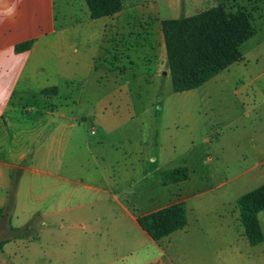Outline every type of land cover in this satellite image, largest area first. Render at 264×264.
<instances>
[{
	"label": "crops",
	"instance_id": "1",
	"mask_svg": "<svg viewBox=\"0 0 264 264\" xmlns=\"http://www.w3.org/2000/svg\"><path fill=\"white\" fill-rule=\"evenodd\" d=\"M121 1L119 13L91 19L85 0H0V210L7 203L12 177H15L17 191L13 217L21 215L20 208L25 207L30 208L27 212L30 218L39 213L45 201L50 200L49 210L42 217L58 222L71 220L74 224H77L75 220L83 219L86 230L67 234L41 233L33 245L12 253L18 264L43 263V256L48 254L41 246L43 238L86 240L88 246L84 250H72L71 255L83 251L89 256H101L99 264H152L160 256L155 247L147 245V241H156L137 222L138 217L154 211L140 214L134 220L129 209L131 205L122 199L126 194L122 189V166L130 152H123L118 147L109 152L97 150L104 146L110 135H116L125 122L137 115L139 101H144L145 96L161 98L163 78L170 73L162 69L163 62L167 61L161 27L165 19L152 26L153 33H150L151 25L144 24L150 27L143 28L138 24L139 20L149 19L158 12L154 1ZM139 30L144 32L139 41L146 45L140 49L129 45L130 49L125 54L127 65L119 71L105 73L102 80L97 62L106 55L108 34L116 38L125 31L128 38H137L136 31ZM26 43H30L27 50L16 49ZM140 62L149 65L147 78L137 69ZM97 74L101 96L83 110L88 82ZM108 77H115L113 85L107 82ZM263 77L264 70L257 78L244 83L240 90L233 91L234 96H238L240 91L245 94L243 126L248 128L247 133L258 127L260 135L255 136L257 139L263 138L264 132V95L261 101L256 99L254 84ZM74 93L76 95L71 102L68 96ZM249 95L251 97L247 98ZM91 142L96 150H92ZM204 143L200 160L204 150L212 149V141L204 140ZM154 161L155 158L152 159ZM174 168L161 165L156 170L160 171L161 178L163 171ZM161 186L167 187L162 184V179ZM153 199L156 200L155 197ZM181 201L187 206V198L183 196L176 203ZM106 203L110 205L106 211L110 221L103 223L101 217L93 223L84 220L87 210L106 206ZM115 205L123 212L118 215L119 224L116 213L113 214ZM262 213L264 211L258 215L261 227ZM127 224L133 230L127 234L128 237L124 230ZM137 228L147 235L141 241L136 239ZM227 228L233 231V240L222 242V246L198 247L194 264H264V242L251 246L244 235V228L237 230L233 223L227 224ZM180 231L172 234L176 235V240L181 235ZM7 247L8 243L2 255ZM174 251L175 247L163 264H183L176 263ZM57 256L61 261L54 264H91L73 259L63 261L59 254ZM108 257H112L113 262L103 263Z\"/></svg>",
	"mask_w": 264,
	"mask_h": 264
},
{
	"label": "rangeland",
	"instance_id": "2",
	"mask_svg": "<svg viewBox=\"0 0 264 264\" xmlns=\"http://www.w3.org/2000/svg\"><path fill=\"white\" fill-rule=\"evenodd\" d=\"M152 1L158 12L156 14L154 12L149 19L143 18L138 22L143 28L150 27L144 24L151 25L150 33L154 32L153 27L157 26L158 20L192 16L219 5L224 6L228 11H243L251 15L257 31V34L242 46L244 59L235 63L228 71L220 73L205 85V88L175 93L171 75L168 73V76L163 78L161 98L153 99L145 96L144 101H139L137 115L125 122L116 135H110L102 148L97 149L109 152L114 147H118L123 152H130V157L123 162L122 166V172H124L122 189L126 193L122 199L125 198L129 205H134V208L129 206L134 220L140 214L173 205L183 199V196L188 199V226L178 232L181 235L176 237L177 240L176 235H172L156 242L147 241V245L155 247L157 255H160L152 264L167 262V256H171L170 253L174 247L176 263L194 264L198 247L222 246L224 245L222 242L233 238V231L227 228V224L233 223L237 225V230H243L237 199L264 184V132L261 139H257L260 135L258 127L251 128L250 133L246 132L248 128H244L242 122V102L245 94L241 91L238 96L233 94L234 89L240 90L244 83L249 79L257 78L264 70V0ZM149 30L145 32L148 33ZM142 33L144 32L141 30L136 31L139 35L138 39L134 36L128 38L125 31L122 32L121 37L116 38L108 34L106 55L102 58L103 60L97 62L102 80L105 73L119 71L122 66L127 65L125 54L130 49L129 45H134L133 48L137 49L146 45L139 41L143 36ZM148 66L143 62L137 66L138 71L146 74V78L150 74L147 72ZM167 68V61H164L162 69L169 71ZM93 77L87 85L82 103L83 110L88 109L101 96L97 85L99 76L97 74L95 78ZM114 79L115 77H108L109 85H113ZM254 85L255 97L261 101L264 95V77L260 82L257 80ZM75 95L74 93L71 97L68 96L71 102ZM250 97L249 95L247 98ZM93 131L95 130L91 131L94 134ZM204 140L212 141V149L209 147L204 150L200 160L205 146ZM91 145L92 150H96L92 142ZM154 158L156 161L152 162ZM161 165L164 168L187 167L190 172L189 179L179 186L163 187L160 171L156 170L157 166ZM83 177L87 181L85 175ZM154 197L156 200L153 199ZM158 199L159 202H157ZM49 203L50 200L45 201V204L39 208V213L30 218L27 217L30 208L25 207L20 208L21 215L17 217H13V210L8 215L4 213L0 218V241L11 238L15 234L10 227H24L30 224L31 229L27 232V237L12 239L8 242L3 255L1 253L5 245L2 247L0 264H18L16 256H12V253L19 248L33 245L41 233L67 234L73 231H86L84 222L81 221L83 219L75 220L77 224H74L71 220L58 222L42 217L49 210L47 206ZM109 206L106 203V206L87 210L84 220L93 223L97 217H101L103 223L110 221L106 214ZM113 209L119 224L118 215L122 210L118 205H115ZM261 223L264 232V213L261 215ZM124 230L126 235H130V231H133L128 224L124 226ZM137 230V240L141 241L143 236L147 237L139 228ZM72 242H74L73 245ZM86 242L83 239L73 241L43 238L41 246L48 254L43 256L42 264H54L61 261L57 254L63 261L73 259L80 263L99 264L101 256H89L82 253L83 251L79 253L76 251V255H71L72 250L77 248L84 250L88 246ZM14 243L15 245H12ZM123 245H127L125 239ZM246 246H248L247 243ZM92 252L95 253L96 250L93 249ZM102 262H113V258L108 257Z\"/></svg>",
	"mask_w": 264,
	"mask_h": 264
},
{
	"label": "trees",
	"instance_id": "3",
	"mask_svg": "<svg viewBox=\"0 0 264 264\" xmlns=\"http://www.w3.org/2000/svg\"><path fill=\"white\" fill-rule=\"evenodd\" d=\"M85 1L91 19L113 16L122 10L121 0ZM161 27L175 93L198 89L234 63L242 61V46L257 34L251 15L243 11H228L222 5L192 16L162 20ZM29 47L30 43H26L16 49L21 51ZM51 91L56 92V89ZM189 176L187 167H179L163 171L161 179L164 186H169L185 182ZM16 191L17 179L12 177V186L7 203L0 210V218L14 209ZM237 207L248 243L251 246L263 243L264 233L258 215L264 211V184L239 196ZM137 222L154 241H160L188 226L186 203L181 201L138 217ZM29 225L10 227L15 234L0 241V251L12 239L27 237L31 229Z\"/></svg>",
	"mask_w": 264,
	"mask_h": 264
}]
</instances>
